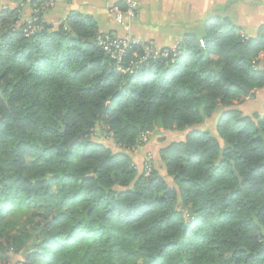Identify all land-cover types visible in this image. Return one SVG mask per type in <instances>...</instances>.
Listing matches in <instances>:
<instances>
[{"label":"trees","instance_id":"16d2710c","mask_svg":"<svg viewBox=\"0 0 264 264\" xmlns=\"http://www.w3.org/2000/svg\"><path fill=\"white\" fill-rule=\"evenodd\" d=\"M46 1H25L28 36L21 7L0 11L1 264H264V113L236 109L264 87V37L216 18L117 65L91 17L53 27ZM159 129L188 131L159 152L171 184L128 156Z\"/></svg>","mask_w":264,"mask_h":264},{"label":"crops","instance_id":"0c3cea01","mask_svg":"<svg viewBox=\"0 0 264 264\" xmlns=\"http://www.w3.org/2000/svg\"><path fill=\"white\" fill-rule=\"evenodd\" d=\"M47 1H52V6L43 12L42 20L48 25L56 27L70 13H78L91 17L97 23L100 34L117 37L129 35L157 49L177 46L188 35L201 38L216 18L228 19L241 29V34L247 39L264 37V0H133L136 9L133 19L128 21V31L117 24L113 12L114 8L126 12L125 0ZM17 7L15 0H0V11ZM21 15L26 21L31 16L30 9L24 7ZM257 60L263 63L264 54L261 53ZM236 109L246 116L262 115L264 87L256 90L252 98H246L236 105ZM221 112L219 110L205 121L207 123L204 125L209 126L211 133L215 131ZM209 120L211 124H208ZM199 129L204 130L202 127Z\"/></svg>","mask_w":264,"mask_h":264},{"label":"built area","instance_id":"2783aa9c","mask_svg":"<svg viewBox=\"0 0 264 264\" xmlns=\"http://www.w3.org/2000/svg\"><path fill=\"white\" fill-rule=\"evenodd\" d=\"M17 5L22 9L25 7L26 0H15ZM127 5L126 12H121L119 9L114 8L113 12L115 14L116 22L119 26H121L124 30L128 31V21L133 19L135 15L136 4L133 0H125ZM52 6V1L45 2L41 10H45ZM36 10H34L35 12ZM38 19L36 17L30 16L26 20V27L24 29V34L28 36L29 34L35 32L40 29V26L36 23ZM97 44L102 48V50L113 59L117 65H119L123 58L126 56L128 50L134 46L139 45L142 49V55L138 58L139 62L145 61L147 58L151 57L153 59L157 58H167L169 53L176 54L178 50V46H174L168 49H157L152 44L139 41L129 35H125L123 37L112 36L109 34H100L97 37ZM199 45L201 47L204 46V42L202 40L199 41ZM264 66V62H263ZM125 71L132 73V70L126 69Z\"/></svg>","mask_w":264,"mask_h":264},{"label":"rangeland","instance_id":"374dc122","mask_svg":"<svg viewBox=\"0 0 264 264\" xmlns=\"http://www.w3.org/2000/svg\"><path fill=\"white\" fill-rule=\"evenodd\" d=\"M205 123L207 122H203L198 127H202L204 130L209 131V126H205ZM211 123L212 122L209 120L208 124ZM187 133L188 131L175 132L164 131L162 129H159L157 132L154 133H146L142 138V144L136 149L132 148L128 152V156L131 159V166L136 170L137 174L144 173L146 176L149 175L151 171L155 170L159 173V175L164 177L167 183L171 184L172 182L170 178L166 175L165 169L161 163L159 152L174 141L184 140ZM212 134H215V131H213ZM100 140H103L104 144L108 147L114 149L116 148L111 139L106 138ZM17 261L18 256L11 255V258H8L7 262H9L8 264H16Z\"/></svg>","mask_w":264,"mask_h":264},{"label":"water","instance_id":"95a60500","mask_svg":"<svg viewBox=\"0 0 264 264\" xmlns=\"http://www.w3.org/2000/svg\"><path fill=\"white\" fill-rule=\"evenodd\" d=\"M221 158H222V155L220 154L219 159H218V161L216 162V164L221 160Z\"/></svg>","mask_w":264,"mask_h":264}]
</instances>
